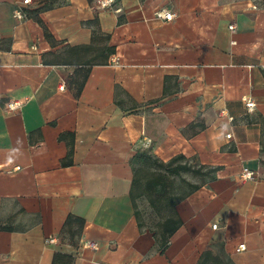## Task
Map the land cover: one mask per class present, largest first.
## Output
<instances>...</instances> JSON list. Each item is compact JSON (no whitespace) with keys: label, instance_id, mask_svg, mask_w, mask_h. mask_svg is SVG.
<instances>
[{"label":"crops","instance_id":"0c3cea01","mask_svg":"<svg viewBox=\"0 0 264 264\" xmlns=\"http://www.w3.org/2000/svg\"><path fill=\"white\" fill-rule=\"evenodd\" d=\"M23 1L0 0V264H264V0ZM142 154L215 170L163 252Z\"/></svg>","mask_w":264,"mask_h":264},{"label":"trees","instance_id":"16d2710c","mask_svg":"<svg viewBox=\"0 0 264 264\" xmlns=\"http://www.w3.org/2000/svg\"><path fill=\"white\" fill-rule=\"evenodd\" d=\"M111 52L112 50L109 49ZM183 158L177 157L172 159L170 162L164 164L152 159L147 155H138L136 156V164H135V178L133 181L134 185V195L137 197H145L151 206L152 209L156 210L157 213L161 215L162 208L168 209V215L165 217L163 221L159 224V230L153 232L158 235V242L160 251L163 252L165 248L168 246L169 239L171 236L178 230L181 225V221L177 216L175 211L176 198L171 193V178L180 176L182 173L192 172L196 175H200L201 177L209 176L215 172L214 169H209L203 172V169H193L191 166L187 164H182ZM141 165V168H139ZM156 166L159 173L155 175L152 172H148L145 170V174L149 176L143 182V187H141V178L138 176V173L143 169H146L150 166ZM152 166V167H153ZM138 167V168H137ZM200 185H192L191 190L187 192L184 196H188L191 192L197 190ZM136 189V192H135ZM141 189V191H140ZM133 196V190H132ZM185 198V197H183ZM136 216L140 217V212L136 210ZM84 221L75 217H69L65 223L64 230L67 228H71L73 225H77L76 231L71 232L70 238L74 240V237L79 234L82 229ZM140 228L143 224L139 223ZM56 262L59 264H71L72 259L68 256L56 254L55 256ZM54 260V262H55Z\"/></svg>","mask_w":264,"mask_h":264},{"label":"rangeland","instance_id":"374dc122","mask_svg":"<svg viewBox=\"0 0 264 264\" xmlns=\"http://www.w3.org/2000/svg\"><path fill=\"white\" fill-rule=\"evenodd\" d=\"M153 166V165H152ZM150 166L146 169H143L138 173V176L141 178V187H143V182L147 179L151 174L146 175L145 170L148 172H152L154 175L159 173V169L156 166ZM204 181L203 177L194 175L192 173H182L180 176L171 178V193L175 198L181 197L187 192L191 190L192 185L201 184ZM141 191V189H140ZM141 202V213L142 220L145 221L148 228L154 231L159 230V224L161 221L165 219L168 215V209L162 208L161 215L157 213L156 210L152 209L149 205L147 199L142 198Z\"/></svg>","mask_w":264,"mask_h":264},{"label":"built area","instance_id":"2783aa9c","mask_svg":"<svg viewBox=\"0 0 264 264\" xmlns=\"http://www.w3.org/2000/svg\"><path fill=\"white\" fill-rule=\"evenodd\" d=\"M30 3H31L30 0H24L23 1L24 5H28ZM113 3H114V0H102L100 2V7L103 8V9L111 8L113 6ZM14 15L19 20H22L24 18V13L19 8H17L15 10ZM155 17L158 20L168 22V21H173L174 20L175 14L170 12V11L161 10V11L156 12ZM234 28H235L234 26H231L229 29L230 30H234ZM60 89L63 90L64 86H61ZM245 105H246L248 111H250V112H252L254 110V108H255V104L252 101H246ZM21 106H22L21 102L11 101V102L7 103L6 109L9 112H14V111L19 110ZM227 137L230 138V135H227ZM18 169L19 168H16V170H18ZM241 178H242V180H254L256 178V174L253 171H250L248 169H244ZM216 227H217V225L213 226L214 229H216ZM48 241L49 242H54L55 240L54 239H49ZM84 246L86 248L92 249L94 251L99 249L98 244L93 242V241H86L84 243ZM245 250H246V245L245 244L239 245V247L236 249L237 252H242V251H245Z\"/></svg>","mask_w":264,"mask_h":264}]
</instances>
